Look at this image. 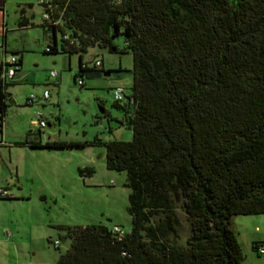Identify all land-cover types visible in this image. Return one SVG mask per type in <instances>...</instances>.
<instances>
[{"label":"trees","instance_id":"obj_1","mask_svg":"<svg viewBox=\"0 0 264 264\" xmlns=\"http://www.w3.org/2000/svg\"><path fill=\"white\" fill-rule=\"evenodd\" d=\"M48 11L44 50L76 52L75 81L101 72L89 46L115 48L122 33L132 52L130 90L113 98L129 139L17 140L103 143L106 166L126 171L130 229L59 223L70 242L56 264H243L230 218L264 213V0H50Z\"/></svg>","mask_w":264,"mask_h":264},{"label":"rangeland","instance_id":"obj_2","mask_svg":"<svg viewBox=\"0 0 264 264\" xmlns=\"http://www.w3.org/2000/svg\"><path fill=\"white\" fill-rule=\"evenodd\" d=\"M30 2L36 17L41 20L43 5L38 0ZM23 8L29 12L30 6L16 5L14 1H8L7 9L11 19L8 25L15 23L12 20L14 15ZM37 30H43L41 25L8 29V43L27 45L25 47L28 50L24 52L25 69L30 75L35 72L43 82H35V85L32 82H23L15 85L18 95L25 96L28 93L25 97L30 93L43 92L44 88L51 89L56 94V85L53 84L50 88L46 83L49 71L46 61L34 62L38 53L46 60L51 52L44 51L43 46H36L38 51L29 46L35 43L32 36ZM57 37L59 38V32ZM1 39L3 37H0V54L3 51ZM113 44L115 48L92 45L83 53L84 58H91L90 65L94 58L102 61L99 66L102 68L100 73L80 75L85 80L83 85L75 81L73 73L76 71L71 74L67 66L60 69L66 73L60 86L61 100L58 104H52L55 112L43 113L46 124L44 130L40 131L41 134L49 132L52 139L66 141H83L85 138L90 140L95 135L102 140L112 135L122 139L131 137V129L117 125L112 116L119 113V110L113 104L111 87L122 84L125 90H130L132 52L124 49L122 33L113 37ZM8 49L7 55L10 57L12 51L10 47ZM20 51L15 53L19 54ZM72 54L75 56L77 69V53ZM103 70L110 72L104 74ZM31 116L35 117L36 114ZM109 124L113 126V134H109ZM33 127L30 123L26 126L22 139L38 136L39 131L33 130ZM15 139L9 135L6 137V140L13 141L12 144H18ZM12 146L14 152L18 147ZM66 146L69 149H43L41 156L32 158L33 166L24 165L22 173L31 174L29 178L21 179L25 196L0 197V264H56L59 254L70 242L69 236L65 235V229L58 226L59 223L102 222L109 226L118 224L124 230L130 229L131 214L126 207L130 188L125 184L126 171L106 166L103 143ZM2 149L5 156L0 162L4 164V160L9 159L8 145H4ZM23 164L20 163V166ZM12 180L15 184V178L8 174L0 185H10L11 191L17 193L20 190L11 183ZM230 224L243 252L242 263L264 264V251H258L259 246L264 247V213L235 214L231 216ZM55 239L59 240L57 245L53 242Z\"/></svg>","mask_w":264,"mask_h":264},{"label":"crops","instance_id":"obj_3","mask_svg":"<svg viewBox=\"0 0 264 264\" xmlns=\"http://www.w3.org/2000/svg\"><path fill=\"white\" fill-rule=\"evenodd\" d=\"M8 1L9 0H0V37H3V40L1 39L3 51L0 54V61H3V60L7 61L10 58L7 55V50H9L8 49L9 47L11 48V51H15V52H17L18 50H21V51L19 54H17L18 57H20V66L18 69L15 70L14 74L8 79L7 84H6V91L9 93L10 100H9V103L6 107L5 113L0 118V133L2 135V137H0V159H4V156H5L4 151H3V149L1 150V148L4 147V145H8V150H9V154H8L9 159L4 160V164H1V162H0V182H2L3 179L8 176V174L11 178L14 177L16 180L15 184H14L13 180L11 181V183L13 185H17V188H19L20 191H17V193L12 192L10 185L7 187L12 192L13 197H15V198L20 197L21 198L22 196H25L24 195L25 193H23V191H22L23 183H22L21 179L23 177L29 178L31 176V174L29 172L22 173V169H23L24 165L26 164V166H28V167L33 166L32 163H34V162L31 163L32 158L35 156H41V154L44 153L43 149H46L48 147L41 146V145H29L28 143L12 144L13 141L6 140V137H7V135H9L13 139L16 138L15 139L16 142H17V140H23L22 139V138H24L23 137V135H24L23 130L26 128V126H29V123L34 126L33 119L36 118L38 112H40L42 116L44 115L43 113H46V112L48 113L49 111L51 113L55 112L54 107H52V104H58L57 102H60V100H61L60 86H61L62 80L66 74L63 71H60V69L62 67L64 68V66H67V68L70 70L69 72L72 74L74 71H77L78 68L76 69L75 56H73L72 53H68V52H65L62 50L46 51V52H51V53H49V56H48L49 58H46V60H44V58L39 56V53L36 52L38 54H37V57L34 59V62L38 63L39 61H46V63H45L46 66H49V71L47 74L48 78L45 77V78H47L46 83L49 85V87L52 86L53 84L56 85V94H54L53 91H51V89H48L49 95L44 98L42 96V92L38 91V92L34 93L36 95V99H34L31 102H29L27 100L29 95H27V97H25L26 94H28V93H25V96L18 95L15 92V85H17L19 83L22 84L23 82H32L35 85V82L41 83L42 80L40 79V77H38V75L35 72H33L32 75H30V72L25 69L24 66L26 63V58H25L24 52L26 50H28L25 47L27 45H25L24 43H8V29L16 28V26L17 27H28L29 25L38 27V26H40L41 20L36 17L35 12L32 10L33 4H31V2H30L31 0H12V1H14V3H16V5L28 4L30 6V9L28 12V10H26V8H23L21 10V12H18V14L16 13L12 19L15 23L12 25H8L10 20H11L9 18L10 13L8 12V9H7ZM21 20H23L24 23L19 25V22ZM42 29H43L42 31L37 30L35 32V35L32 36L33 41H35V43L37 45H35L34 42L31 43V45H29L35 51H38V49H39L36 46H38V47L43 46V50H44L46 44L48 42H50L49 38H51V37L49 36L48 32L45 31V29L43 27H42ZM77 58H79L78 54H77ZM77 61H78V59H77ZM101 64H102V61H101ZM77 65H78V63H77ZM52 69L56 70V74H54V75L50 74V70H52ZM69 72H67V73H69ZM54 102H56V103H54ZM47 103H49V104L51 103V104L49 105ZM117 112H119V113H115L112 116L115 118L117 125H122L118 121V119L120 117V111H117ZM33 113L36 114L35 117L31 116ZM56 116H58V115H56ZM8 120H10V121H8ZM46 122L48 124H50L48 121H46ZM109 126H111V124H109L108 127ZM43 127L41 128L40 131L44 130ZM111 127L113 128V126H111ZM34 129H36V128L33 127V130ZM40 131L38 133V136H35V137L32 136V137H27V138L32 139V140H39L40 142H44L47 139H52L50 137L49 132H45V133L41 134ZM84 140H89V139L85 138ZM12 145H14V147H18V148H15L16 150L14 152L12 151V149H13ZM67 147L68 146L49 147V148L66 150V149H69ZM20 163H24L23 166H20ZM19 192H21V193H19ZM8 234H10V233H8Z\"/></svg>","mask_w":264,"mask_h":264},{"label":"built area","instance_id":"obj_4","mask_svg":"<svg viewBox=\"0 0 264 264\" xmlns=\"http://www.w3.org/2000/svg\"><path fill=\"white\" fill-rule=\"evenodd\" d=\"M38 3L45 6L42 16L47 19L50 18V12L48 11V8L50 7V0H38ZM52 21L57 22L58 20L53 19ZM64 36L67 37L68 36L67 33H64ZM45 49H49L48 44L45 46ZM3 62H4V65H3V69L0 74L4 79H9L14 74L15 70L19 68L18 56L15 53H12L10 58L7 61L3 60ZM94 63L99 64L100 60L96 58L94 59ZM50 74L51 75L56 74V70L55 69L50 70ZM76 81L78 82L79 85H81L84 82V79L83 77L78 76ZM112 94H113L114 99H122L124 97V87L121 84L114 85L112 89ZM48 95H49L48 90L44 89L42 92V96L45 98ZM34 99H36V95L34 93H30L27 100L31 102ZM33 124H34V127H40V128H42L46 124L45 119L41 116L40 112H38L36 118L33 119ZM11 194L12 192L7 186L0 185V195H11ZM112 228L119 233L124 232V229L121 228L118 224H114ZM53 242L57 244L59 240L55 239ZM258 251L263 252L264 247L259 246Z\"/></svg>","mask_w":264,"mask_h":264},{"label":"water","instance_id":"obj_5","mask_svg":"<svg viewBox=\"0 0 264 264\" xmlns=\"http://www.w3.org/2000/svg\"><path fill=\"white\" fill-rule=\"evenodd\" d=\"M110 72V70H103L104 74H108Z\"/></svg>","mask_w":264,"mask_h":264}]
</instances>
